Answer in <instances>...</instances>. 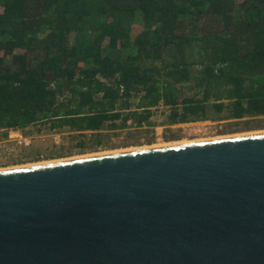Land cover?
Wrapping results in <instances>:
<instances>
[{"label":"trees","instance_id":"1","mask_svg":"<svg viewBox=\"0 0 264 264\" xmlns=\"http://www.w3.org/2000/svg\"><path fill=\"white\" fill-rule=\"evenodd\" d=\"M159 106L264 115V0H0V128L97 133Z\"/></svg>","mask_w":264,"mask_h":264},{"label":"water","instance_id":"2","mask_svg":"<svg viewBox=\"0 0 264 264\" xmlns=\"http://www.w3.org/2000/svg\"><path fill=\"white\" fill-rule=\"evenodd\" d=\"M0 264H264V131L0 169Z\"/></svg>","mask_w":264,"mask_h":264},{"label":"rangeland","instance_id":"3","mask_svg":"<svg viewBox=\"0 0 264 264\" xmlns=\"http://www.w3.org/2000/svg\"><path fill=\"white\" fill-rule=\"evenodd\" d=\"M167 110L163 106L154 108L149 124L137 126L129 121L123 128L103 129L97 133L75 132L66 128L50 132L41 123L28 126L24 132L32 137L34 147L29 152H25L18 161L2 162L0 169L154 144L264 131V115L234 120L226 118V113H223L218 119L208 120L210 123L188 122L191 124L179 126L168 124ZM97 140L99 144L96 143ZM80 142L81 146H79Z\"/></svg>","mask_w":264,"mask_h":264},{"label":"built area","instance_id":"4","mask_svg":"<svg viewBox=\"0 0 264 264\" xmlns=\"http://www.w3.org/2000/svg\"><path fill=\"white\" fill-rule=\"evenodd\" d=\"M210 121L203 120L191 123H207ZM191 123H182L178 124L187 125ZM33 126V125H32ZM26 129V128H25ZM25 129L18 128H0V165L2 162L9 161H18L19 158L25 153L29 152L33 146L32 137L28 134H25Z\"/></svg>","mask_w":264,"mask_h":264},{"label":"bare ground","instance_id":"5","mask_svg":"<svg viewBox=\"0 0 264 264\" xmlns=\"http://www.w3.org/2000/svg\"><path fill=\"white\" fill-rule=\"evenodd\" d=\"M259 132V131H257ZM249 133V132H246ZM251 133V132H250ZM238 134H245V133H237V134H231V135H238ZM231 135H223V136H231ZM217 137H222V136H217ZM214 138V137H211ZM197 140H201V139H197ZM194 141V140H192ZM180 142H187V141H175V142H170V143H180ZM170 143H166V144H170ZM155 145H163V144H154L151 146H155ZM148 147V146H147ZM133 149V148H131ZM127 150V149H126ZM114 151H118V150H114ZM114 151H109V152H114ZM105 153V152H104ZM94 154H98V153H94ZM92 155V154H91ZM74 158V157H72ZM68 159V158H66ZM58 160H63V159H58ZM58 160H49V161H42V162H38V163H29V164H22V165H17V166H12V167H7L6 169H10V168H18V167H24V166H30V165H35V164H42V163H48V162H53V161H58Z\"/></svg>","mask_w":264,"mask_h":264}]
</instances>
